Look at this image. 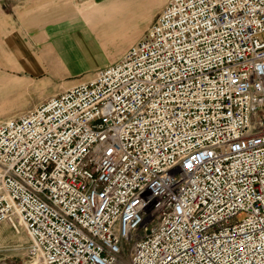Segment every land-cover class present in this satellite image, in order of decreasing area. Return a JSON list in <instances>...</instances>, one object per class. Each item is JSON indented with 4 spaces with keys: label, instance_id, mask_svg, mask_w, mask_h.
<instances>
[{
    "label": "built area",
    "instance_id": "built-area-1",
    "mask_svg": "<svg viewBox=\"0 0 264 264\" xmlns=\"http://www.w3.org/2000/svg\"><path fill=\"white\" fill-rule=\"evenodd\" d=\"M28 264H264V0H167L92 79L0 121V224Z\"/></svg>",
    "mask_w": 264,
    "mask_h": 264
},
{
    "label": "rangeland",
    "instance_id": "rangeland-1",
    "mask_svg": "<svg viewBox=\"0 0 264 264\" xmlns=\"http://www.w3.org/2000/svg\"><path fill=\"white\" fill-rule=\"evenodd\" d=\"M93 1L0 0V121L18 118L117 61L167 0H130L120 14L100 13L111 6L101 9ZM27 243L24 231L0 224V264H28Z\"/></svg>",
    "mask_w": 264,
    "mask_h": 264
},
{
    "label": "crops",
    "instance_id": "crops-1",
    "mask_svg": "<svg viewBox=\"0 0 264 264\" xmlns=\"http://www.w3.org/2000/svg\"><path fill=\"white\" fill-rule=\"evenodd\" d=\"M93 2L95 4V7H98L99 6L101 9L103 7H106V6H111L110 9L109 8H107V10L104 9L100 13H113L114 12V13L120 14V13H123L124 12V10H125L126 7H129V5H131V1L130 0H94ZM104 5H106V6H104ZM117 14H115V15H117ZM93 76H94V74L91 77H89L88 80L92 79ZM88 80H86V81H88ZM86 81H83V82H86ZM78 84H80V83H78ZM78 84H75L73 86H76Z\"/></svg>",
    "mask_w": 264,
    "mask_h": 264
}]
</instances>
